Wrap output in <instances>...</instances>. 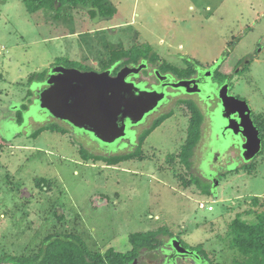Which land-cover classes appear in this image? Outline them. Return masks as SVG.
<instances>
[{
  "label": "rangeland",
  "instance_id": "rangeland-1",
  "mask_svg": "<svg viewBox=\"0 0 264 264\" xmlns=\"http://www.w3.org/2000/svg\"><path fill=\"white\" fill-rule=\"evenodd\" d=\"M95 2L112 16H94L83 3L56 13L0 0V264L37 253L52 233L80 235L93 251L125 252L130 234L160 227L199 253L197 264L245 261L230 225L238 214L254 222L264 211V146L251 163L211 177L218 185L196 180L178 159H167L189 125L176 104L145 140L140 159L86 160L78 136L48 127L34 136L65 124L38 105L45 82L28 80L67 60L101 70L112 48L145 44L179 70L192 62L212 66L218 83L217 72L232 73L240 62L232 93L249 102L264 128V0H89ZM87 141L92 152L112 153ZM211 186L214 195L202 190Z\"/></svg>",
  "mask_w": 264,
  "mask_h": 264
},
{
  "label": "flooded vegetation",
  "instance_id": "flooded-vegetation-1",
  "mask_svg": "<svg viewBox=\"0 0 264 264\" xmlns=\"http://www.w3.org/2000/svg\"><path fill=\"white\" fill-rule=\"evenodd\" d=\"M58 7V6H57ZM56 7V8H57ZM100 12V11H99ZM101 15V14H100ZM106 17L108 15H102ZM132 48V47H131ZM128 48L126 50H130ZM127 58L123 59L122 61H118L108 65V67H103L101 70L96 71H104L110 70L111 74L115 76L117 72L123 66H142V69L137 74H130L127 76L128 81L135 82L136 84H143V87L150 89V90H159L165 92V99L160 102L159 106L148 113L145 118L137 123V124H130L127 122V135L121 139L116 140L112 143H104L101 140L95 138L90 132L79 130L78 128L74 127L71 123L65 120H60L55 118L51 115L49 117L62 121L65 124V128L67 129V133L69 135L78 136L76 140L80 142V145H84L86 141L91 143L95 142V147L98 149L101 148L104 151L111 150V154H120V152L126 150V152L136 151L140 146V155L131 157L127 160H134L140 159L143 156V144L145 140L149 137V135L154 130H152L143 140L142 144L140 145L139 137L140 135L147 129L151 128L153 123L160 119L162 116L173 113V107L176 104L180 106H184L186 109V114L188 115L189 125L192 122V118L194 116L192 107L196 106L202 116L203 120L201 123V136L199 141L193 148V154L189 159V164L183 163L182 161V150L183 146L186 143V139L182 145H179V149L175 150L174 152H170L167 154V159L173 161L174 159H178L180 162L183 163L186 171L191 176H196V178H201L203 180H208L215 185V180H210L211 177L214 175H223L226 174L227 171H232L239 166H245L253 161L246 160L244 156V151L242 149V144L245 138L241 134L242 124L241 120L237 119L239 114H232L228 119L231 120V123L228 119L221 116L220 113V103L221 100L218 96L219 90L224 86V84H228V93L233 95L239 99H243L238 95H234L232 93V75L235 72L236 68L233 69V72L226 73L225 71H219L218 76L223 78L221 83L218 81L213 80V69L211 67H204L201 65H197L196 70L190 74L183 77H178L173 72L172 69H162L161 63L159 61L152 62L149 58L142 59L138 64H130L124 63L121 65L123 61H126ZM56 65H64L63 63H57ZM53 66V67H54ZM76 67L77 66H73ZM52 68V67H51ZM50 69H48L47 76L50 74ZM81 69V68H80ZM242 69L244 66L242 65ZM81 70H95L92 67L89 69H81ZM183 79L187 80H194L196 81V88L201 90L195 92H186L183 88H174L171 86L170 83L177 82ZM190 87H194L192 84ZM245 100V99H243ZM247 101V100H246ZM248 102V101H247ZM232 109H238L239 106L237 103L233 102ZM249 104V102H248ZM251 118L254 121V124L258 127L260 131V136L262 138V150L264 146V131L262 130V125L258 118L254 115L251 105ZM45 115L46 112H43ZM172 114L169 116L171 117ZM168 117V118H169ZM167 119V118H166ZM239 120V121H237ZM243 122L247 125V130L252 132L248 123V119L244 116ZM232 125V128L229 125ZM142 125H144L143 128ZM189 125L187 127V134L189 130ZM252 136V135H251ZM86 147V146H85ZM87 148V147H86ZM88 149V148H87ZM120 150V151H119ZM100 154H105L98 152ZM174 160V161H175ZM124 161V160H123ZM121 161V162H123ZM120 163V162H119ZM116 163V164H119ZM115 164V165H116ZM232 166V167H230ZM239 168V167H238ZM200 179V180H201ZM216 185H218L216 183ZM210 195H214L215 192L213 188L209 189ZM165 236V235H162ZM168 236L167 240L163 239V242L160 246L153 250H142L139 255L136 257L137 262L136 264H197L196 258H200L199 253L196 256V253L193 249L187 248L189 251H192L190 254H178L174 251L171 240L172 238H177L181 241L184 245L183 241L172 234V236ZM185 246V245H184ZM135 259V258H134ZM134 259L130 262L124 264H132Z\"/></svg>",
  "mask_w": 264,
  "mask_h": 264
},
{
  "label": "water",
  "instance_id": "water-1",
  "mask_svg": "<svg viewBox=\"0 0 264 264\" xmlns=\"http://www.w3.org/2000/svg\"><path fill=\"white\" fill-rule=\"evenodd\" d=\"M80 6L87 11L95 10L96 16H101L97 7ZM141 69L142 66L126 65L113 76L110 70H81L56 65L51 68L45 86L37 91L38 105L48 115L68 121L104 143L115 142L127 135V122H141L165 99V92L150 90L143 87V84L127 80L128 75L137 74ZM170 84L174 88H183L186 92L201 90L196 88L194 80L183 79ZM192 84L194 87H190ZM218 96L221 100L222 117L228 119L232 114H239L237 119L241 120V134L245 138L242 144L244 156L246 160L253 159L262 150V138L251 118L248 102L230 95L228 84L222 86ZM233 102L237 103L238 109H232ZM244 116L248 119L252 132L247 130V125L243 122ZM229 127L232 128V125ZM171 244L178 254L192 253L177 238H172ZM136 262L135 258L132 264Z\"/></svg>",
  "mask_w": 264,
  "mask_h": 264
},
{
  "label": "trees",
  "instance_id": "trees-1",
  "mask_svg": "<svg viewBox=\"0 0 264 264\" xmlns=\"http://www.w3.org/2000/svg\"><path fill=\"white\" fill-rule=\"evenodd\" d=\"M27 5L28 10L31 12H36L40 9L50 8L56 13H58L66 4L77 6L79 3H83L87 6L97 7L101 15H110L112 16V11L110 8H105L102 3H89V0H23ZM60 5L59 8L56 6ZM92 15H96L95 10L89 11ZM127 58L126 61L121 63H130L138 64L142 59L149 58L152 62L160 61L159 55L155 51H152V48L149 44H145L142 47L134 45L130 50H126L123 47L112 48L111 57L105 67L111 65L112 63L122 61ZM188 61V60H186ZM67 66L73 67L77 66L76 61L67 60ZM199 63L192 62L186 63V67L179 70L176 66L166 63L165 61L161 63L162 69H172L173 72L178 77H183L186 75L192 74ZM89 69V68H84ZM49 70H43L40 73L31 75L29 78V83L45 82L47 78V73ZM219 74V72H217ZM194 116L192 122L189 125V130L187 134L186 143L183 146L182 150V161L183 163L189 164V159L193 154V148L196 143L199 141L201 136V123L203 116L200 110L196 107H192ZM21 112V110H20ZM172 113H168L162 116L160 119L155 121L151 128L145 130L139 137L140 145L142 144L145 137L159 126L166 118H168ZM196 117V118H195ZM22 123V117L19 119ZM19 121V122H20ZM51 129L52 131H63L67 133V129L63 126L59 128L56 124H51L49 126L41 127L34 133L36 137L40 134L45 128ZM263 128V126H262ZM264 131V128L262 129ZM80 154L83 159H94V160H105L109 164H116L123 160H127L131 157L140 155V146L136 151L124 152L120 154H100L92 152L87 149L84 145H80ZM197 178L196 180H198ZM204 192L209 193L210 190L202 189ZM56 215H58L56 213ZM231 234H232V243L237 247L240 254L245 256V261L236 259L237 264H245V262H250L254 264H264V211L260 212L257 215L256 221L249 222L242 217L241 214H238L231 222ZM169 235L172 236V233L169 232L164 227H160L156 230L147 231V232H136L132 233L129 236V239L132 244V248L128 251H119L114 247H109L105 251L96 250L93 251L84 241V239L74 233H52L48 235L43 242L37 253L24 256V255H13L6 257L12 264H124L132 261L136 258L142 250H153L162 244V239L160 236ZM4 259H0V262H3Z\"/></svg>",
  "mask_w": 264,
  "mask_h": 264
}]
</instances>
